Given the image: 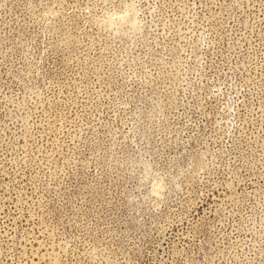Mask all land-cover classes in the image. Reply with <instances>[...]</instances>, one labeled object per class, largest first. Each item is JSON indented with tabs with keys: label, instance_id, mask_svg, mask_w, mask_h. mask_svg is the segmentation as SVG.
<instances>
[{
	"label": "rangeland",
	"instance_id": "rangeland-1",
	"mask_svg": "<svg viewBox=\"0 0 264 264\" xmlns=\"http://www.w3.org/2000/svg\"><path fill=\"white\" fill-rule=\"evenodd\" d=\"M0 264H264V0H0Z\"/></svg>",
	"mask_w": 264,
	"mask_h": 264
}]
</instances>
